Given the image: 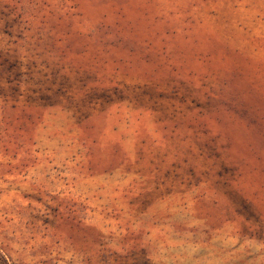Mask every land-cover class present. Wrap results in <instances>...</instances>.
Masks as SVG:
<instances>
[{
	"label": "rangeland",
	"instance_id": "obj_1",
	"mask_svg": "<svg viewBox=\"0 0 264 264\" xmlns=\"http://www.w3.org/2000/svg\"><path fill=\"white\" fill-rule=\"evenodd\" d=\"M0 264H264V0H0Z\"/></svg>",
	"mask_w": 264,
	"mask_h": 264
}]
</instances>
